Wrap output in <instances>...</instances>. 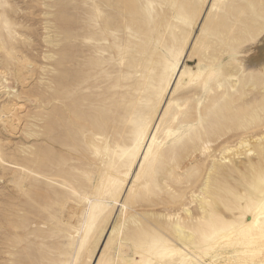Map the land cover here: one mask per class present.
<instances>
[{
  "label": "rangeland",
  "instance_id": "rangeland-1",
  "mask_svg": "<svg viewBox=\"0 0 264 264\" xmlns=\"http://www.w3.org/2000/svg\"><path fill=\"white\" fill-rule=\"evenodd\" d=\"M253 218L264 0H0V264H264Z\"/></svg>",
  "mask_w": 264,
  "mask_h": 264
},
{
  "label": "bare ground",
  "instance_id": "bare-ground-1",
  "mask_svg": "<svg viewBox=\"0 0 264 264\" xmlns=\"http://www.w3.org/2000/svg\"><path fill=\"white\" fill-rule=\"evenodd\" d=\"M19 61H17V62H19L18 64H19V69L21 68V63L23 62V60L22 59H18ZM25 65V64H24ZM23 68H26V66L24 67V66H22V69ZM22 71V70H21ZM26 71V70H25ZM27 71H29V70H27ZM30 72V71H29ZM28 73V72H27ZM24 75V74H23ZM22 76V75H21ZM22 78V77H21ZM25 81H26V79H24ZM247 228L250 230V232L252 231L253 233H256L255 231H257V232H260V234L263 236V238H264V234L263 233H261V231H260V224L258 223V221H257V219L256 218H253L252 219V221L251 222H249L248 224H247ZM257 234V233H256ZM255 235V234H254ZM256 236V235H255ZM259 237V236H258ZM260 240H262L261 238H260ZM263 241V240H262Z\"/></svg>",
  "mask_w": 264,
  "mask_h": 264
}]
</instances>
